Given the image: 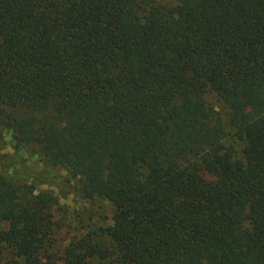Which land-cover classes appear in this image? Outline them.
Wrapping results in <instances>:
<instances>
[{"label":"trees","instance_id":"1","mask_svg":"<svg viewBox=\"0 0 264 264\" xmlns=\"http://www.w3.org/2000/svg\"><path fill=\"white\" fill-rule=\"evenodd\" d=\"M5 136L111 210L0 170V264H264V0H0Z\"/></svg>","mask_w":264,"mask_h":264},{"label":"rangeland","instance_id":"2","mask_svg":"<svg viewBox=\"0 0 264 264\" xmlns=\"http://www.w3.org/2000/svg\"><path fill=\"white\" fill-rule=\"evenodd\" d=\"M215 106V105H214ZM218 109L217 106H215ZM5 136L0 143V170L14 179L34 183L37 189H48L56 197L53 211L54 217L61 224L57 236L58 247H63L71 234L75 233V221L79 219L84 225L100 224L103 216L109 215L111 205L105 201H90L83 199L74 190L73 179H67L66 173L57 168L45 167L34 155L24 148L15 153ZM56 264H63L56 262Z\"/></svg>","mask_w":264,"mask_h":264}]
</instances>
